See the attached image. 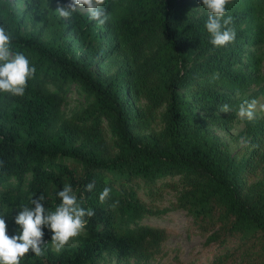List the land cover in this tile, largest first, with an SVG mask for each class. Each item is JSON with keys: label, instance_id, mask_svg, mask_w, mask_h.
I'll return each mask as SVG.
<instances>
[{"label": "trees", "instance_id": "1", "mask_svg": "<svg viewBox=\"0 0 264 264\" xmlns=\"http://www.w3.org/2000/svg\"><path fill=\"white\" fill-rule=\"evenodd\" d=\"M196 1L106 0L110 19L99 25L88 12L60 17L64 0H23L18 11L0 0L12 50L36 69L23 96L0 92V215L8 235L19 233L14 218L32 198L42 195L54 211L65 184L95 212L76 244L58 253L44 227V255L29 252L20 264L154 257L168 233L139 222L167 211L150 203L167 188L169 208L184 211L205 253L202 261L160 264H264V115L245 121L239 159L210 128H226L221 106L239 108L235 96L259 83L264 29L252 5L229 4L235 40L214 47L209 13L189 14ZM71 86L85 104L63 115ZM105 187L111 192L101 202Z\"/></svg>", "mask_w": 264, "mask_h": 264}, {"label": "clouds", "instance_id": "2", "mask_svg": "<svg viewBox=\"0 0 264 264\" xmlns=\"http://www.w3.org/2000/svg\"><path fill=\"white\" fill-rule=\"evenodd\" d=\"M106 0H71L65 7H58L60 17L69 18L79 8H86L89 19L103 25L110 19L103 5ZM231 0H202L203 7L209 13L205 27L211 35L210 43L214 47H225L235 40V31L228 27L233 18L226 16L227 6ZM11 35L5 27L0 26V92L13 96H23L27 83L35 75L36 69L29 59L21 52H14L11 48ZM257 107V101H244L239 106L238 115L251 120ZM264 110V105L261 106ZM220 111L227 113L230 106L224 104ZM94 183L86 185L91 191ZM111 189L105 187L99 199L104 202L110 195ZM60 204L54 211L49 212L42 204L41 195L31 199L33 207H23L15 216V224L19 233L9 236L4 215H0V264H20L21 260L29 254L44 255L42 245L44 242L43 228L47 227L51 233V240L55 251L60 252L69 242L84 233L87 220L85 217L95 215L94 210L80 206L76 193L70 184H65L57 193ZM115 201L111 207H116Z\"/></svg>", "mask_w": 264, "mask_h": 264}, {"label": "rangeland", "instance_id": "3", "mask_svg": "<svg viewBox=\"0 0 264 264\" xmlns=\"http://www.w3.org/2000/svg\"><path fill=\"white\" fill-rule=\"evenodd\" d=\"M10 2L17 11L24 8L23 0H10ZM70 2L71 0H64V5ZM229 4L237 9L243 8V6L246 5H252L254 8V15L261 21V25L264 29V0H231ZM77 11L87 12L86 8H79ZM203 12H207V10L203 7L202 0H198L191 5L189 14L199 15ZM26 27L29 30L32 29L30 24ZM39 37L45 39L46 34H39ZM258 55L260 56V63L256 73L260 77L259 83L248 84L239 95L235 96L237 100H243V102L251 100L257 101V107L252 119H258L264 115V110L261 108V106L264 105V40L258 49ZM84 104L85 98L83 94L78 93L75 87L71 86L61 106V112L63 115H71L83 107ZM238 110L239 108H230L229 112H222L224 116H229V122L226 128L210 126L212 132L219 137L235 159H239V157L243 155L240 149L246 142V138L242 136L241 131L244 128L245 121L249 120L247 118H241L237 114ZM140 196L144 201H149L146 195L140 193ZM173 201L174 191L168 188L165 189L158 198H151L150 203L159 208H166L167 211L160 215L145 216L139 222L141 224L162 227L168 233L166 239L161 243L160 251L154 257L148 260H136L134 258L122 260L114 255L103 253L102 257L96 261V264H160L174 258L188 261L195 257H198L199 260L202 261L205 253L202 251V238L197 231L190 226L189 218L183 210L169 208ZM76 238L72 239L68 245H75ZM50 246L55 249L52 241L50 242Z\"/></svg>", "mask_w": 264, "mask_h": 264}]
</instances>
